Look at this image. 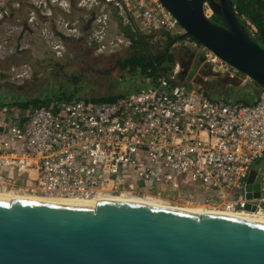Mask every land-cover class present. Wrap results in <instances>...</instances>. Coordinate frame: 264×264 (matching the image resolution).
Wrapping results in <instances>:
<instances>
[{
  "label": "built area",
  "instance_id": "built-area-1",
  "mask_svg": "<svg viewBox=\"0 0 264 264\" xmlns=\"http://www.w3.org/2000/svg\"><path fill=\"white\" fill-rule=\"evenodd\" d=\"M32 1L64 8L73 2L84 9L108 5L123 24L144 33H186L160 0ZM109 17L98 15L93 30L98 38ZM247 23L255 35L257 27ZM68 29L80 33L76 22ZM183 43L198 46L205 64L233 77L242 73L198 41L185 38ZM104 48L99 42V51ZM145 82L148 87L111 102L55 98L25 113L0 108V191L178 195L208 208L264 213V90L254 102L242 103L179 82L175 71ZM252 170L260 175L258 196L247 187Z\"/></svg>",
  "mask_w": 264,
  "mask_h": 264
},
{
  "label": "water",
  "instance_id": "water-1",
  "mask_svg": "<svg viewBox=\"0 0 264 264\" xmlns=\"http://www.w3.org/2000/svg\"><path fill=\"white\" fill-rule=\"evenodd\" d=\"M160 1L188 35L264 90V47L233 0ZM256 175L247 187L258 196ZM0 264H264V223L111 199L0 200Z\"/></svg>",
  "mask_w": 264,
  "mask_h": 264
},
{
  "label": "rangeland",
  "instance_id": "rangeland-1",
  "mask_svg": "<svg viewBox=\"0 0 264 264\" xmlns=\"http://www.w3.org/2000/svg\"><path fill=\"white\" fill-rule=\"evenodd\" d=\"M45 7L32 0H0V93L4 100L9 101L14 94L27 99L57 97L63 89H75L84 98L123 92L141 84L142 79L133 74L134 70L115 68L117 59L132 56L135 49L122 34L121 22L113 12L99 39L91 36L90 31L98 28V15L106 11L103 7L88 10L73 2V10H51L50 14ZM209 15L212 17V12ZM75 22L80 33L68 29ZM84 37L94 39L96 44L103 42L106 48L99 51L93 41L84 46ZM177 56L183 61L187 59L184 54ZM205 67L204 62H189L185 66L187 83L201 86L213 96L234 100L241 97L253 100L261 90L252 79L245 80L241 74L234 78L224 72L206 74ZM108 69H113L110 74L106 73ZM74 76L80 79L76 85L72 82ZM7 108L11 113V110L21 112L16 106ZM165 199L173 206L191 205L178 195H166Z\"/></svg>",
  "mask_w": 264,
  "mask_h": 264
},
{
  "label": "trees",
  "instance_id": "trees-1",
  "mask_svg": "<svg viewBox=\"0 0 264 264\" xmlns=\"http://www.w3.org/2000/svg\"><path fill=\"white\" fill-rule=\"evenodd\" d=\"M235 4V9L239 17L241 18L243 24L250 30V26L247 23L246 17L249 21H251L257 27V34L253 35L254 39L264 47V0H233ZM98 7H103L105 10H112L115 14L116 12L111 6L102 5ZM95 7V8H98ZM117 16V15H116ZM212 20L217 21L219 23L220 20L212 15ZM84 20V19H83ZM121 22V21H120ZM1 23V21H0ZM120 30L122 34L128 38L130 41L131 47L135 49V52L132 56L127 58H120L116 60L115 68H123L130 70H134L135 75H140L142 81L140 85L130 86L126 88L123 92H109L102 95H92L89 97H84L88 100L94 101H114L117 98L131 92L140 90L142 88L148 87L145 82L146 77H157L161 74L169 75L172 73L174 66L176 64V53L174 51V45L177 42L183 41L185 38H190L192 40H196L191 35L185 33L184 35L171 34L169 32L159 31L157 33H144L137 29H133L130 25H125L122 22L120 23ZM91 36L93 35V31H90ZM84 37V46H87L88 43H91L94 46H97L96 41L94 39L87 40ZM197 41V40H196ZM118 63V65H117ZM185 64H188L185 62ZM206 67L203 71L206 74H220L221 71L217 68H213L210 65L204 64ZM113 69L106 70L107 74H110ZM242 74V73H241ZM185 72H181L179 78L177 77V81L181 82L184 79ZM192 75V73H191ZM229 77H233L230 76ZM234 78V77H233ZM72 82L76 85L80 82L79 77H75L72 79ZM184 82V81H182ZM0 83V87H1ZM63 92L55 97V96H47V97H34V98H24L23 95L14 94L11 95L9 101L4 100L2 97L3 93H0V108L12 107L16 106L22 113L29 110L31 107L46 104L52 99H60L70 101L75 98H81L78 94H76V90L73 91L69 89H63ZM207 91V90H206ZM207 93L213 96L209 91ZM215 97H218L214 95ZM222 98V97H221ZM229 101H238L242 103H251L254 102L256 97L253 100H247L246 98H238V99H230L224 98ZM4 101V102H2Z\"/></svg>",
  "mask_w": 264,
  "mask_h": 264
},
{
  "label": "bare ground",
  "instance_id": "bare-ground-1",
  "mask_svg": "<svg viewBox=\"0 0 264 264\" xmlns=\"http://www.w3.org/2000/svg\"><path fill=\"white\" fill-rule=\"evenodd\" d=\"M210 13V11H209ZM13 198H27V199H37V200H44V201H52V202H59V203H66V204H75V205H84V206H93L98 203L99 200L102 199H111V200H119V201H127V202H137L143 203L148 205H155V206H166V207H175L180 208L183 210L196 212V213H203V212H216V213H223L228 215H233L239 218H244L248 220H253L257 222L264 223V213L260 214H248L243 212H236L232 210H222L219 208H208L203 205H176L173 206L172 204L168 203L163 198L158 197H147V196H137L134 194H121V195H114V196H101V197H78V196H39V195H32V194H25V193H17V192H3L0 191V200H8Z\"/></svg>",
  "mask_w": 264,
  "mask_h": 264
},
{
  "label": "crops",
  "instance_id": "crops-1",
  "mask_svg": "<svg viewBox=\"0 0 264 264\" xmlns=\"http://www.w3.org/2000/svg\"><path fill=\"white\" fill-rule=\"evenodd\" d=\"M45 8H46V10H48V9L52 10V12L54 10L69 12L72 9V6L70 8H64L63 6H60V5L53 4V3L49 2ZM88 10H90V9H88ZM111 12H113V11L112 10H106L105 12H103V14L104 13H108L111 16ZM173 48H174V51L176 53L177 60H176V64H175L174 69H173L172 72H174V71L177 72V77L178 78H179L180 73L182 71L185 72L184 79L182 81L187 83V81L185 79L188 78L189 75H187L188 71L186 70L185 66L188 67L189 66V62H194V61L195 62H204L203 54H202V52H201V50H200V48L198 46H195L192 43H183V41L177 42L174 45ZM178 54L186 55L187 56L186 61H183V60L179 59L178 56H177ZM185 62H188V64H185Z\"/></svg>",
  "mask_w": 264,
  "mask_h": 264
}]
</instances>
